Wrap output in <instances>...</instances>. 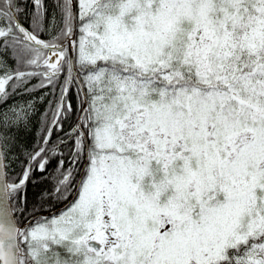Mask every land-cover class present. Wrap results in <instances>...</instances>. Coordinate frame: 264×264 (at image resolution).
I'll return each mask as SVG.
<instances>
[{
  "label": "snow or ice",
  "instance_id": "1",
  "mask_svg": "<svg viewBox=\"0 0 264 264\" xmlns=\"http://www.w3.org/2000/svg\"><path fill=\"white\" fill-rule=\"evenodd\" d=\"M0 264H264V0H0Z\"/></svg>",
  "mask_w": 264,
  "mask_h": 264
},
{
  "label": "trees",
  "instance_id": "2",
  "mask_svg": "<svg viewBox=\"0 0 264 264\" xmlns=\"http://www.w3.org/2000/svg\"><path fill=\"white\" fill-rule=\"evenodd\" d=\"M49 3H51V0H49ZM29 14H31V8H29ZM33 83H36V81H33ZM47 90H41V89H37L34 91L32 96H28L27 94L23 95V96H17L15 97V101L18 103L23 104L25 101H34L36 103V113L37 116L32 120L31 125L29 126V130L27 132H25L24 134H22L21 136V140L23 141V143L21 144V147H23L24 145H27L29 148H31L32 146H34L37 142H38V133L40 131V127L37 123L38 119H41L44 115V113L46 112V110L48 109V104L46 103L45 100H39L38 98L40 96H44L46 95ZM9 103H12V101H9ZM67 123L65 124V130H67ZM62 133L59 132H54L52 135V140L53 142H55L58 138V136H61ZM14 168H17L16 164H13ZM17 171H19V168H17ZM37 191V189L30 187L29 189V198L31 199L33 197V194ZM61 207L60 205H57L56 208ZM56 208H53V210H55ZM48 209H45V212H47Z\"/></svg>",
  "mask_w": 264,
  "mask_h": 264
},
{
  "label": "water",
  "instance_id": "3",
  "mask_svg": "<svg viewBox=\"0 0 264 264\" xmlns=\"http://www.w3.org/2000/svg\"><path fill=\"white\" fill-rule=\"evenodd\" d=\"M56 210V209H55ZM55 210H53V211H55Z\"/></svg>",
  "mask_w": 264,
  "mask_h": 264
}]
</instances>
